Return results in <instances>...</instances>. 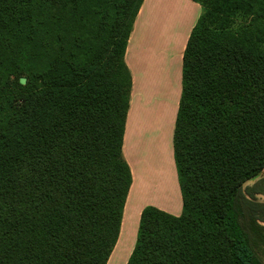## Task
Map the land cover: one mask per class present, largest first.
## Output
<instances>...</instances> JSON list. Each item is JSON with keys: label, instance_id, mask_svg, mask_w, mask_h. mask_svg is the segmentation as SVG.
Masks as SVG:
<instances>
[{"label": "trees", "instance_id": "trees-1", "mask_svg": "<svg viewBox=\"0 0 264 264\" xmlns=\"http://www.w3.org/2000/svg\"><path fill=\"white\" fill-rule=\"evenodd\" d=\"M143 0H0V264H106L131 172L123 57ZM182 59V212L140 215L126 264H264V0H208ZM230 19V18H229Z\"/></svg>", "mask_w": 264, "mask_h": 264}, {"label": "crops", "instance_id": "crops-1", "mask_svg": "<svg viewBox=\"0 0 264 264\" xmlns=\"http://www.w3.org/2000/svg\"><path fill=\"white\" fill-rule=\"evenodd\" d=\"M202 14L192 0H143L124 53L131 90L122 155L131 172L118 240L106 264H126L142 210L182 212L173 136L182 92V59ZM131 227V230H130Z\"/></svg>", "mask_w": 264, "mask_h": 264}, {"label": "rangeland", "instance_id": "rangeland-1", "mask_svg": "<svg viewBox=\"0 0 264 264\" xmlns=\"http://www.w3.org/2000/svg\"><path fill=\"white\" fill-rule=\"evenodd\" d=\"M212 5H215V7H217L219 9V11H216L218 12V18L213 20L211 25L212 26H220V25H223V24H226L227 25V22H229V25H240V24H243L246 19L244 18V16L242 15V13L240 11H238L236 14L234 15H231L230 17H228V14L226 13H223V12H226L228 11V8H223V0H208ZM230 18V19H229ZM261 175H264V171H262ZM130 230H131V227H130Z\"/></svg>", "mask_w": 264, "mask_h": 264}]
</instances>
